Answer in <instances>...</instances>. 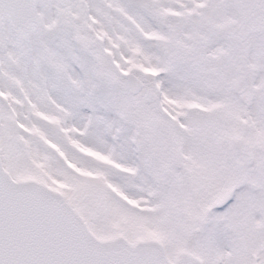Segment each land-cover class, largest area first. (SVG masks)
<instances>
[{
	"label": "snow or ice",
	"instance_id": "6c2138e0",
	"mask_svg": "<svg viewBox=\"0 0 264 264\" xmlns=\"http://www.w3.org/2000/svg\"><path fill=\"white\" fill-rule=\"evenodd\" d=\"M0 264H264V0H0Z\"/></svg>",
	"mask_w": 264,
	"mask_h": 264
}]
</instances>
